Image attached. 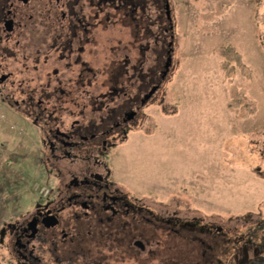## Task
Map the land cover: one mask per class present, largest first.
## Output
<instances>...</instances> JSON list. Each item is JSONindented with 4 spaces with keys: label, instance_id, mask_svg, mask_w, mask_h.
I'll use <instances>...</instances> for the list:
<instances>
[{
    "label": "flooded vegetation",
    "instance_id": "flooded-vegetation-1",
    "mask_svg": "<svg viewBox=\"0 0 264 264\" xmlns=\"http://www.w3.org/2000/svg\"><path fill=\"white\" fill-rule=\"evenodd\" d=\"M170 38L168 0H0L1 117L30 124L52 179L4 229L16 264H172L173 237L194 264L264 258V223L237 234L183 219L113 175L111 152L168 76Z\"/></svg>",
    "mask_w": 264,
    "mask_h": 264
},
{
    "label": "rangeland",
    "instance_id": "rangeland-1",
    "mask_svg": "<svg viewBox=\"0 0 264 264\" xmlns=\"http://www.w3.org/2000/svg\"><path fill=\"white\" fill-rule=\"evenodd\" d=\"M168 3L170 71L110 167L175 216L245 234L264 223V0ZM1 115L0 264H16L4 229L45 197L52 179L34 129ZM171 241L172 264L198 260L192 246Z\"/></svg>",
    "mask_w": 264,
    "mask_h": 264
},
{
    "label": "water",
    "instance_id": "water-1",
    "mask_svg": "<svg viewBox=\"0 0 264 264\" xmlns=\"http://www.w3.org/2000/svg\"><path fill=\"white\" fill-rule=\"evenodd\" d=\"M167 11H168V4H167ZM169 14V11L167 12V15ZM171 64V58L169 57L167 59V62H166V65H165V68L168 70L169 66Z\"/></svg>",
    "mask_w": 264,
    "mask_h": 264
},
{
    "label": "trees",
    "instance_id": "trees-1",
    "mask_svg": "<svg viewBox=\"0 0 264 264\" xmlns=\"http://www.w3.org/2000/svg\"><path fill=\"white\" fill-rule=\"evenodd\" d=\"M159 3V2H158Z\"/></svg>",
    "mask_w": 264,
    "mask_h": 264
}]
</instances>
